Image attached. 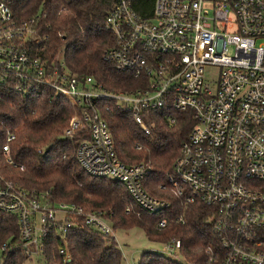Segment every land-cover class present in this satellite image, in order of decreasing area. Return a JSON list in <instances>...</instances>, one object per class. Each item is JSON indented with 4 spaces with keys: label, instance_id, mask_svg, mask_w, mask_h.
<instances>
[{
    "label": "built area",
    "instance_id": "built-area-1",
    "mask_svg": "<svg viewBox=\"0 0 264 264\" xmlns=\"http://www.w3.org/2000/svg\"><path fill=\"white\" fill-rule=\"evenodd\" d=\"M21 1L0 0V101L10 93L26 97L49 89L73 108L83 107L62 132L64 138L82 137L76 162L90 176L123 183L148 214L161 213L170 203L145 191L146 165L117 159L94 104L115 101L145 136L151 128L142 112L168 105L189 112L195 124L181 144L168 187L186 205L211 209L208 222L216 243L205 248L203 264H264V0H113L105 19L112 46L103 60L139 81L140 88L128 93L108 92L91 76L72 75L62 51L42 59L46 14L18 20L13 8ZM206 69H216V76L208 77ZM168 122L173 124L171 118ZM15 138L7 130L0 150L13 168L9 146ZM47 198L48 193L31 195L0 172V211L16 217L27 259L41 256L50 231L65 241L76 218L115 239L104 214L71 204L51 206ZM166 226L161 220L156 228ZM180 248V241L171 239L161 255L177 260ZM59 254L65 256V250Z\"/></svg>",
    "mask_w": 264,
    "mask_h": 264
},
{
    "label": "trees",
    "instance_id": "trees-1",
    "mask_svg": "<svg viewBox=\"0 0 264 264\" xmlns=\"http://www.w3.org/2000/svg\"><path fill=\"white\" fill-rule=\"evenodd\" d=\"M112 4L113 0H23L13 10L21 21L37 12L46 14L42 25L48 40L40 53L42 59L62 51L72 75L91 76L108 92L128 93L140 88L139 81L131 74L116 72L103 60L105 50L112 46V38L105 30ZM149 6L151 3L148 9ZM94 106L107 124L117 159L128 166L146 165L145 191L168 201L169 209L148 214L133 202L123 183L88 175L74 157L82 137L62 136L69 120L80 115L83 107L73 108L49 89L26 97L10 93L0 101V150L5 132H14L16 138L9 146V153L17 166L7 165L0 155L1 174L35 197L48 193L51 206L71 204L84 211L100 212L114 230L140 229L153 243L180 241L182 262L144 252L137 264H203L205 248L216 243L208 222L211 209L201 203L186 205L168 187L181 144L195 124L191 114L177 112L169 105L157 111H144L141 117L151 128L150 135L145 136L133 115L117 109L115 101H97ZM138 145L140 150L136 149ZM177 217H182V224L174 222ZM161 220L167 226L158 230L156 225ZM3 245L7 246L5 250H1ZM60 248L65 250V256L59 254ZM121 263L122 255L115 239L86 227L81 218H76L67 229L65 241L61 242L50 231L41 256L27 259L21 250L16 217L0 211V264Z\"/></svg>",
    "mask_w": 264,
    "mask_h": 264
},
{
    "label": "rangeland",
    "instance_id": "rangeland-1",
    "mask_svg": "<svg viewBox=\"0 0 264 264\" xmlns=\"http://www.w3.org/2000/svg\"><path fill=\"white\" fill-rule=\"evenodd\" d=\"M229 53H232L231 49ZM206 71L210 73L208 75L210 78H214L217 74L216 69H206ZM115 242L122 255L121 264H137L144 252H151L158 255L162 253L163 244L149 242L144 233L136 228L130 230H115ZM174 261L182 262L181 256L178 255V259Z\"/></svg>",
    "mask_w": 264,
    "mask_h": 264
}]
</instances>
